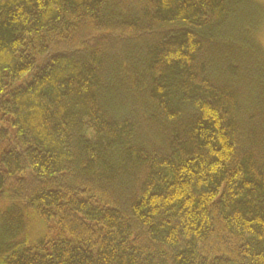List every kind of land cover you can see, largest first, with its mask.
Masks as SVG:
<instances>
[{"label":"trees","instance_id":"obj_1","mask_svg":"<svg viewBox=\"0 0 264 264\" xmlns=\"http://www.w3.org/2000/svg\"><path fill=\"white\" fill-rule=\"evenodd\" d=\"M263 24L0 0V264H264Z\"/></svg>","mask_w":264,"mask_h":264},{"label":"rangeland","instance_id":"obj_2","mask_svg":"<svg viewBox=\"0 0 264 264\" xmlns=\"http://www.w3.org/2000/svg\"><path fill=\"white\" fill-rule=\"evenodd\" d=\"M254 1L259 2L261 5H264V0H254ZM257 38H258L259 43L264 49V24L261 27V29L258 31Z\"/></svg>","mask_w":264,"mask_h":264}]
</instances>
